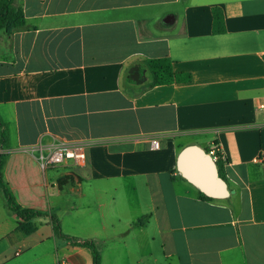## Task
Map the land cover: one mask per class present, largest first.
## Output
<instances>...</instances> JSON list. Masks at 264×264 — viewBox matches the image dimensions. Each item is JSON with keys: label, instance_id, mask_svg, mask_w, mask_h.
<instances>
[{"label": "crops", "instance_id": "0c3cea01", "mask_svg": "<svg viewBox=\"0 0 264 264\" xmlns=\"http://www.w3.org/2000/svg\"><path fill=\"white\" fill-rule=\"evenodd\" d=\"M18 4L24 27L0 34V153L16 203L92 240L101 264H264V0ZM157 58L191 81L147 88L144 60ZM62 143L83 144L85 164L44 169L40 154ZM189 145L219 147L229 201L180 179ZM17 222L0 204V264H91L46 217L29 235Z\"/></svg>", "mask_w": 264, "mask_h": 264}, {"label": "trees", "instance_id": "16d2710c", "mask_svg": "<svg viewBox=\"0 0 264 264\" xmlns=\"http://www.w3.org/2000/svg\"><path fill=\"white\" fill-rule=\"evenodd\" d=\"M212 28L213 35L225 33L224 18L221 8L212 7ZM25 25V18L18 0H0V34L11 35L17 30H20ZM144 64L150 76V82L147 88L156 86L171 85V84H185L191 81V76L188 73H175L173 71V61L168 58H157L144 60ZM5 136L0 134V147L4 148ZM7 159V155L0 153V191L5 200V207L8 211L15 214L18 218L16 230L21 231L25 235H29L35 231L34 220L46 217L51 224L55 237L67 240L71 246L79 247L87 250L91 257V264H101V255L92 240H76L70 239L61 231L60 222L54 214L43 213L32 209H26L19 206L3 179V168ZM219 176L226 181L222 163L217 164ZM180 179L186 181L179 175ZM69 180V177L62 179L59 184ZM71 180V179H70ZM198 198L203 201H212L214 199L207 197L198 191ZM230 199V198H229ZM225 199V201H229Z\"/></svg>", "mask_w": 264, "mask_h": 264}, {"label": "water", "instance_id": "95a60500", "mask_svg": "<svg viewBox=\"0 0 264 264\" xmlns=\"http://www.w3.org/2000/svg\"><path fill=\"white\" fill-rule=\"evenodd\" d=\"M177 173L197 191L212 199H226L235 194L218 174V168L206 151L196 145L180 150L176 158Z\"/></svg>", "mask_w": 264, "mask_h": 264}, {"label": "built area", "instance_id": "2783aa9c", "mask_svg": "<svg viewBox=\"0 0 264 264\" xmlns=\"http://www.w3.org/2000/svg\"><path fill=\"white\" fill-rule=\"evenodd\" d=\"M264 108V103L259 106V109ZM152 144L154 147H158V142L153 140ZM208 156L216 164L224 162V156L220 152L217 145H211L205 150ZM39 161L44 169L55 168L61 166L67 162H70L73 167H81L85 164L86 155L84 151V145L81 143L74 144H60L54 147L47 156L40 154ZM256 162L264 161V157H257ZM57 264H66V260L62 257L58 260Z\"/></svg>", "mask_w": 264, "mask_h": 264}, {"label": "rangeland", "instance_id": "374dc122", "mask_svg": "<svg viewBox=\"0 0 264 264\" xmlns=\"http://www.w3.org/2000/svg\"><path fill=\"white\" fill-rule=\"evenodd\" d=\"M147 76H148V72H147ZM226 199H229V198H226ZM5 202V200H4V197H3V195H2V193H1V191H0V204H2V203H4ZM9 213V212H8ZM11 237H9L8 239H10ZM21 259V258H20ZM158 260V259H157ZM16 262H12V263H10V264H15ZM106 264H109V263H106ZM154 264H162V262L161 261H157L156 263H154Z\"/></svg>", "mask_w": 264, "mask_h": 264}]
</instances>
